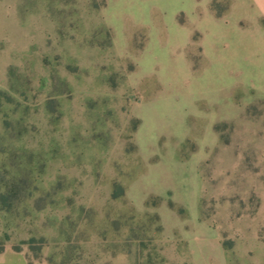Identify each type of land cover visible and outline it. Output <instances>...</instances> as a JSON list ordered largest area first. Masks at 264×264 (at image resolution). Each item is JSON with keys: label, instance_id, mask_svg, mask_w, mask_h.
I'll return each instance as SVG.
<instances>
[{"label": "rangeland", "instance_id": "374dc122", "mask_svg": "<svg viewBox=\"0 0 264 264\" xmlns=\"http://www.w3.org/2000/svg\"><path fill=\"white\" fill-rule=\"evenodd\" d=\"M191 1L0 0L9 264H264V37Z\"/></svg>", "mask_w": 264, "mask_h": 264}, {"label": "crops", "instance_id": "0c3cea01", "mask_svg": "<svg viewBox=\"0 0 264 264\" xmlns=\"http://www.w3.org/2000/svg\"><path fill=\"white\" fill-rule=\"evenodd\" d=\"M191 3L201 37H237L236 41H242L239 37H264V0H192ZM9 259L12 258L0 256V264H9ZM16 260L25 264L21 258Z\"/></svg>", "mask_w": 264, "mask_h": 264}, {"label": "trees", "instance_id": "16d2710c", "mask_svg": "<svg viewBox=\"0 0 264 264\" xmlns=\"http://www.w3.org/2000/svg\"><path fill=\"white\" fill-rule=\"evenodd\" d=\"M1 179H0V210H3L5 208H11L16 197V190L14 187H9L7 191L3 192L1 191ZM116 196V195H115ZM15 251L21 252L22 250L20 248H14ZM3 252V249H0V253Z\"/></svg>", "mask_w": 264, "mask_h": 264}]
</instances>
